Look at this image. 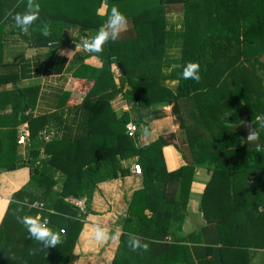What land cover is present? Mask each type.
Listing matches in <instances>:
<instances>
[{"label":"trees","instance_id":"trees-1","mask_svg":"<svg viewBox=\"0 0 264 264\" xmlns=\"http://www.w3.org/2000/svg\"><path fill=\"white\" fill-rule=\"evenodd\" d=\"M36 2L40 5L39 20L25 34L8 13H23L27 0H0V35L10 23L16 27L15 32L36 46L44 42L61 43L63 30L72 26L79 27L80 36L91 38L106 24L112 7L126 16L135 34L109 42L100 53L77 55L73 79L78 89L70 87L65 95L69 98L73 91L81 94L80 104L69 107L67 114L59 111L27 118L31 145L25 164L30 167L31 179L13 195L0 225V264H71L97 185L124 175L123 160L135 155L140 156L138 162L146 186L136 191L130 202L123 225L122 254L112 264H197L186 243L189 238L167 243L164 250L153 257L150 244L156 237L181 231L195 167L203 161L192 158L189 152H182L187 164L177 172H169L163 155L164 141L157 139L145 146H136L126 128L131 114L124 111L119 115L111 103L119 94L126 93L140 114L150 108L153 117L158 107L172 105V110L177 112L180 98L194 99L209 136L227 161L226 164L213 163L214 173L203 194L201 207L207 215L210 197L223 194L224 199H229L230 210L226 209L225 221L218 228L234 235L241 226L238 225L240 219L254 214L247 207L245 213H241L240 181L252 180L249 189L254 186L264 189V88L262 80L255 78L252 71L264 68V0ZM102 7L104 11H99ZM172 11L180 12L183 22L167 27V15ZM45 24L50 26L48 36L41 33ZM76 39L71 33L65 39L66 45ZM174 49L178 54L175 55ZM170 57L175 64L171 67L168 63L165 67L163 83L147 88L148 62L154 59L169 61ZM90 58L97 63L89 61ZM68 61L69 56L58 55L49 63V71L62 72ZM189 62L200 65L199 82L183 78ZM114 64L123 68H120V85L115 81ZM126 84L129 86L127 92L124 91ZM17 92L22 93V89L12 93ZM29 106L25 105L24 109ZM245 117L258 131L261 147H245L242 136L233 130L232 127L243 123ZM51 123L62 133L47 142L38 134ZM35 124L40 126L35 127ZM5 155L0 145V166L14 164L6 163ZM174 179H179L180 191L171 215L178 224L170 226L160 219L169 212L164 209V203L167 186ZM72 198L84 199V208L70 201ZM37 202H42V207L35 206ZM25 216H39L41 221L48 219L46 227L60 234L61 243L46 248L31 238L20 222ZM255 217L264 220V212ZM131 234L148 243V251H132L129 247ZM255 245L264 247V242ZM249 246L244 241L224 238L219 247L208 248L206 255L199 258V264H250Z\"/></svg>","mask_w":264,"mask_h":264},{"label":"crops","instance_id":"crops-1","mask_svg":"<svg viewBox=\"0 0 264 264\" xmlns=\"http://www.w3.org/2000/svg\"><path fill=\"white\" fill-rule=\"evenodd\" d=\"M10 25L8 23L0 35V145L4 147L7 154L4 161L14 164L8 167L0 166V225L13 195L31 179L30 167L25 164L31 145L30 123L27 118L59 111H65L67 114L71 107L82 102L81 94L73 91L68 98L65 92L70 87L78 89L76 87L78 84L73 79L74 62L78 54L84 55L88 52L80 51L73 42L66 45L65 39H68V34L71 32L68 28L63 30L62 42L57 41L58 46L47 48L30 43L23 35L15 32L14 26ZM130 28L128 35L135 34V30ZM79 31L74 30L71 33L80 35L77 34ZM58 55L69 56L65 69L57 73L49 71V63ZM168 60L154 59L148 62L147 88H156L163 83L165 67L168 63L171 67L175 64L172 57ZM89 61L97 63L94 58H90ZM114 66L115 64L113 72H115ZM114 75L116 83L119 84L121 75L118 76L115 73ZM20 89L22 93H12ZM128 89L129 86L126 84L124 91L127 92ZM27 104L30 106L24 109ZM111 104L119 115L127 111L131 114V121L137 123L138 130L133 137L136 146L142 147L157 139L164 141L163 155L169 172H177L187 164L180 146H185V152L192 154V158L203 161L195 167L181 231L175 235L152 239L151 256L161 253L167 243L186 237L189 238L186 243L192 250L194 261L199 264V258L206 255L209 247H219L224 238H229L231 241L249 243L250 264H264V247L255 245L264 242V220H258L255 217L261 213L258 209L264 207L262 187L254 186L249 189L248 184H251L252 180L240 181L238 195L241 200L239 204L241 213L244 214L247 207L253 210L254 214L240 219L238 225L241 226L234 235L226 229L218 228L225 221L226 209L230 210L231 207V201L224 199L223 194L210 197L208 214L205 215L203 212L202 198L214 173L213 163L226 164L227 161L216 142L209 136L196 109L194 99L180 98L178 100L180 109L177 112L172 110V105L158 107L153 117L150 115V108H145L142 111L143 115L140 114L136 105L128 100L126 93L119 94ZM155 114L157 116H154ZM34 126L39 127L40 124ZM61 133L58 126L51 123L40 129L38 137L48 142L54 137H59ZM22 134L28 137L26 144L18 143ZM47 134L51 136L49 140L45 138ZM139 159L138 155L124 159L123 166L126 169L124 175L121 174L117 178L97 185L90 210L75 244V259L71 264H112L115 258L122 254L123 225L128 215L130 202L136 191L146 186L145 175L133 172V164ZM15 163L16 167H14ZM223 188L226 190V184ZM179 191V179L172 180L167 186V198L164 203V209L169 212L163 215L160 222L170 226L178 224V221L173 219L171 211L173 212ZM225 195L227 196V192ZM81 200L83 209L84 199ZM34 205L42 207V202ZM36 218L42 224L39 216ZM97 227L107 231L109 237L107 240L95 239L94 233Z\"/></svg>","mask_w":264,"mask_h":264},{"label":"clouds","instance_id":"clouds-1","mask_svg":"<svg viewBox=\"0 0 264 264\" xmlns=\"http://www.w3.org/2000/svg\"><path fill=\"white\" fill-rule=\"evenodd\" d=\"M40 5L36 0H27L26 10L23 13H13L9 12L8 15L11 16L15 22V25L25 34L29 32V29L39 20ZM126 16L120 12L117 7H112L111 14L108 16L105 25H102L95 36L91 38H84L83 47L86 51L90 53H100L104 50L105 46L109 42H115L121 31L127 25ZM41 33L44 36L51 34L49 24H45L41 28ZM200 65L196 62H189L183 71V78L188 80H194L199 82L201 77L199 75ZM264 212V207L258 209ZM24 227L27 228L30 237L34 238L36 241L41 243L44 247H56L57 244L61 243L60 234L56 233L53 229L44 226L38 222L35 217L25 216L20 221ZM95 239L97 241L107 240V231L97 227L95 229ZM129 247L132 251H148L149 244L142 241V238L131 234L129 237ZM31 254V253H30Z\"/></svg>","mask_w":264,"mask_h":264},{"label":"rangeland","instance_id":"rangeland-1","mask_svg":"<svg viewBox=\"0 0 264 264\" xmlns=\"http://www.w3.org/2000/svg\"><path fill=\"white\" fill-rule=\"evenodd\" d=\"M99 11H104V7H102ZM183 22V16H182V14L180 13V12H177V11H172V12H170V13H168V15H167V24H166V26L167 27H169V26H174V27H176V26H179L181 23ZM12 25V24H11ZM10 25V26H11ZM130 22L128 21L127 22V25L125 26V28L121 31V34H120V36H119V38L120 37H124V36H128V31H129V29H131L130 28ZM12 26H14V25H12ZM14 28H16L15 26H14ZM69 29V28H68ZM177 29V28H176ZM71 30V32L72 31H74V30H78L79 31V27H77V26H72V28L70 29ZM71 32L68 34V35H71ZM78 34V33H77ZM16 35V34H15ZM77 36H79V35H75V37H77ZM105 49V48H104ZM174 53H175V55L176 54H178L177 53V50L176 49H174V50H172ZM170 53V52H169ZM114 70H115V74L116 75H121V72H120V68L119 67H117V65L115 64V66H114ZM252 71H253V73H254V76H255V78H260L261 80H262V84H263V88H264V68H261V67H257V68H255V69H252ZM173 84L175 83L174 82V80H172L171 81ZM120 83H121V81L119 82V85H120ZM126 86V85H125ZM129 100V99H128ZM131 101V100H130ZM185 146H180V150H181V152H185ZM70 200H73V198L72 199H70ZM75 200H78V199H75ZM83 207V205L81 206V208ZM86 210V209H85ZM84 210V211H85ZM84 222H85V219H84Z\"/></svg>","mask_w":264,"mask_h":264},{"label":"water","instance_id":"water-1","mask_svg":"<svg viewBox=\"0 0 264 264\" xmlns=\"http://www.w3.org/2000/svg\"><path fill=\"white\" fill-rule=\"evenodd\" d=\"M58 45H59L58 42H44L39 44L40 47H47V48L56 47ZM120 68L123 69L121 65ZM232 128L242 136L243 145L245 147L257 148L263 145L262 141L260 140L258 131L247 117H245L243 123L239 125H234Z\"/></svg>","mask_w":264,"mask_h":264},{"label":"built area","instance_id":"built-area-1","mask_svg":"<svg viewBox=\"0 0 264 264\" xmlns=\"http://www.w3.org/2000/svg\"><path fill=\"white\" fill-rule=\"evenodd\" d=\"M85 37L83 36H77V39L74 40L73 44L75 45V47L77 49H79L80 51H86L83 47V40ZM127 133L130 137H134L137 130H138V125L137 123H135L134 121H130L129 123H127ZM47 140H49L51 138V136L49 134H47V136L45 137ZM28 140V137L26 134H22L21 137L18 140L19 144H26ZM133 172L138 173V174H142V166L139 162H136L133 164ZM72 202H74L76 205H78L79 207H81L83 205V201L82 200H75L73 199ZM49 222L48 219H45L44 221H42V224L44 226L47 225V223ZM64 233V229L61 230Z\"/></svg>","mask_w":264,"mask_h":264}]
</instances>
